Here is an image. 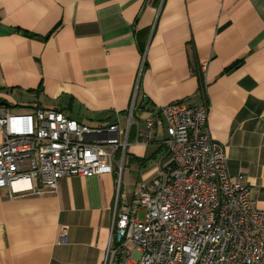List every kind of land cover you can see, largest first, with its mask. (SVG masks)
<instances>
[{
  "label": "crops",
  "instance_id": "0c3cea01",
  "mask_svg": "<svg viewBox=\"0 0 264 264\" xmlns=\"http://www.w3.org/2000/svg\"><path fill=\"white\" fill-rule=\"evenodd\" d=\"M135 95L136 118L183 101L209 107L231 179L264 210V0H0V108L98 128L126 124ZM166 135L146 146L133 129L121 188L115 173L63 179L56 194L0 189V264H104L118 193L131 202L171 163Z\"/></svg>",
  "mask_w": 264,
  "mask_h": 264
},
{
  "label": "built area",
  "instance_id": "2783aa9c",
  "mask_svg": "<svg viewBox=\"0 0 264 264\" xmlns=\"http://www.w3.org/2000/svg\"><path fill=\"white\" fill-rule=\"evenodd\" d=\"M136 98L126 124L98 128L58 110L14 115L1 107L0 189L11 199L56 194L63 179L115 173L121 188L133 129L135 143L147 146L165 127L171 163L131 202L118 193L104 264H264V210L242 177L231 179L225 147L209 130L210 108L174 103L142 131Z\"/></svg>",
  "mask_w": 264,
  "mask_h": 264
},
{
  "label": "rangeland",
  "instance_id": "374dc122",
  "mask_svg": "<svg viewBox=\"0 0 264 264\" xmlns=\"http://www.w3.org/2000/svg\"><path fill=\"white\" fill-rule=\"evenodd\" d=\"M26 109L21 108H15L12 109L11 112H13L15 115H22L30 113L31 111H25ZM137 118L140 119L141 124H143V120L145 119V114H137ZM156 165L155 161L150 162L148 168L146 170H139V167L137 166L135 173L133 174L134 179H138L140 177L139 181L141 182L143 180V177H145L149 174V171ZM144 172V173H143ZM143 173V174H142ZM141 175V176H140ZM133 178H130L129 175L125 176V186H127V192L133 194L135 191L136 182L131 181ZM138 181V182H139ZM144 181V180H143ZM141 219H144V213H141Z\"/></svg>",
  "mask_w": 264,
  "mask_h": 264
},
{
  "label": "trees",
  "instance_id": "16d2710c",
  "mask_svg": "<svg viewBox=\"0 0 264 264\" xmlns=\"http://www.w3.org/2000/svg\"><path fill=\"white\" fill-rule=\"evenodd\" d=\"M240 65H241L240 63L233 65L232 67H230V68L228 69V72H231L233 69L238 68ZM144 109H145V108H144Z\"/></svg>",
  "mask_w": 264,
  "mask_h": 264
}]
</instances>
